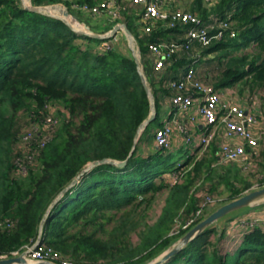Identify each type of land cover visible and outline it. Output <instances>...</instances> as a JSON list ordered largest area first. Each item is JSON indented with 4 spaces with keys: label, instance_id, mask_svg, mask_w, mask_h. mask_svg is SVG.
<instances>
[{
    "label": "trees",
    "instance_id": "obj_1",
    "mask_svg": "<svg viewBox=\"0 0 264 264\" xmlns=\"http://www.w3.org/2000/svg\"><path fill=\"white\" fill-rule=\"evenodd\" d=\"M99 1L31 0L35 6L63 3L79 20L74 4ZM191 10L205 22L213 14L229 16L237 34L231 37L226 30L224 38L209 45L196 43L189 52L180 49L161 70L154 68L148 44L181 43L185 31L160 22L144 33L139 7L127 5L122 11L155 96L156 120L162 95L170 100L173 94L165 80L176 78L198 53V60L212 53L220 62L227 60L215 80L209 79L207 71L197 73L216 88L240 81L252 89L264 88V0H220L211 7L195 0ZM105 40L79 33L50 13L28 9L22 0H0V253L11 255L31 246L48 213L43 242L61 252L63 259L73 264H145L191 227L170 234L176 221L185 222L198 210L201 198L192 187L203 174L209 190L225 186L224 202L251 187L238 166L221 162L215 141L200 158L192 155L179 162L169 147L152 146L154 120L135 145L141 124L151 114V99L134 55L117 45L101 49ZM49 101L64 103L69 118L45 146L33 145L36 152L30 161L20 145L26 127L21 128L18 118L25 111L29 113L25 126L42 121ZM143 140L148 149L141 146ZM104 158L128 161L125 165L108 161L87 169ZM20 161L27 167L26 174L19 172ZM174 171L186 174L185 179L170 183ZM162 191L168 195L160 216L144 224L145 217L134 209L150 204ZM101 218L116 220L110 232ZM132 231L139 236L137 244L130 240ZM163 264H264V227H212Z\"/></svg>",
    "mask_w": 264,
    "mask_h": 264
},
{
    "label": "built area",
    "instance_id": "obj_2",
    "mask_svg": "<svg viewBox=\"0 0 264 264\" xmlns=\"http://www.w3.org/2000/svg\"><path fill=\"white\" fill-rule=\"evenodd\" d=\"M180 0H101L93 5L88 3L80 5V8L92 15L107 13L114 21L120 19L123 9L127 5L139 7L140 24L144 33H150L160 22L168 27H182L185 31L184 41L150 42L148 44L151 55L154 59V68L161 70L165 67L175 52L182 49L189 52L196 43L209 45L213 39L225 37L226 30H230V36L235 37L237 32L232 29V22L229 16L220 17L211 15L210 21L205 22L201 16L191 10L178 7L175 2ZM220 0H203L208 6H214ZM216 29L215 33L212 30ZM110 43L101 44L100 48L105 50ZM195 60L187 69L171 80H165L166 86L173 91L170 102L174 109V115L167 117L162 126L155 129L154 139L158 147H170L172 136L175 131L183 135L186 144H192L199 148L198 154H203L204 150L215 140L220 126L226 130V135L219 144V156L221 162H235L241 166L254 163V159L260 154L261 140L264 137V121L261 122L260 115L256 109L248 110L239 102L227 98L214 84L209 83L198 76L196 63L201 58L198 53ZM60 110L56 101H49L45 104L44 118L40 122L32 121L20 136V145L27 151L30 161L34 159L36 143L38 147H43L49 142L56 129L69 118V111L65 113ZM199 117L203 120L205 130L201 133H194V127L198 125ZM41 123V124H38ZM19 172L27 173V167L23 162H19ZM180 180L178 173L169 175V182L176 183ZM201 202L198 210L187 219L182 227L173 229L172 234L179 233L182 229H187L196 221L206 215V209L217 203V199L207 192L200 195ZM182 222V221H181ZM262 225L264 227V217L249 218L239 217L231 222V226ZM29 249L28 257L38 260H51L58 264H73L68 259H63V255L52 246L40 243L36 247ZM15 251L12 254H19ZM11 254V255H12ZM10 256L7 253H0V258Z\"/></svg>",
    "mask_w": 264,
    "mask_h": 264
},
{
    "label": "water",
    "instance_id": "obj_3",
    "mask_svg": "<svg viewBox=\"0 0 264 264\" xmlns=\"http://www.w3.org/2000/svg\"><path fill=\"white\" fill-rule=\"evenodd\" d=\"M25 7L34 11L39 12H45L50 13L52 15H56L54 12L57 11L59 13V17L62 18L70 27H72L74 30H76L79 33L87 34L93 37L98 38H108V37H119L118 31L121 29H125V32L127 33V36L129 39L134 41V36L132 31L129 29L126 23L123 24H117L112 31H110L108 34H100L95 33L89 30V28L86 29H80L78 28L74 23L73 20H70L71 14L66 6L59 5V4H51V5H39L35 6L32 4L31 1H27L25 3ZM58 16V15H57ZM76 22V19H74ZM112 43V42H111ZM113 44V43H112ZM133 55L136 58L137 62L140 65L141 74L143 77L144 84L146 86V89L149 93L151 103H152V111L149 117L141 124L139 131L136 136L135 145L137 144L142 132L146 128L148 124L156 120L157 118V110L155 107V96L152 91V88L149 84L147 74L141 65V53L140 49H133ZM112 162L117 163L119 165H125L128 161H116L113 159L104 158L101 160L94 161L91 163L87 169L100 164L104 162ZM85 169L74 181L73 183H77L80 179V177L85 173L87 170ZM264 207V184L259 187H254L251 189H248L244 191L241 195L228 200L226 202H223L219 206L215 207L212 211L207 213L202 219H200L196 224L192 225L183 235L178 237L175 241H173L168 247H166L161 253H159L157 256L152 258L150 261H148L145 264H163L168 259H170L173 255L177 254L179 251H181L183 248H185L191 241H193L195 238H197L200 234L204 233L206 230L217 227L218 229L222 230L223 228L227 227L228 223L240 216L241 214H244L248 211L259 209ZM242 211V213H240ZM49 212V211H48ZM48 214V213H47ZM47 214L45 218L43 219L41 231L38 239L31 245L32 248L36 247L40 243L43 242V224L46 220ZM227 224V225H226ZM29 249L22 250L19 254H12L6 258H0V264H58L56 262H53L51 260H38V259H32L28 257Z\"/></svg>",
    "mask_w": 264,
    "mask_h": 264
},
{
    "label": "rangeland",
    "instance_id": "obj_4",
    "mask_svg": "<svg viewBox=\"0 0 264 264\" xmlns=\"http://www.w3.org/2000/svg\"><path fill=\"white\" fill-rule=\"evenodd\" d=\"M189 3H190V0H185L183 5H184V8L186 7L185 9L191 10L190 7H189ZM69 19L73 20V23L78 28L86 29L85 26L82 24L83 22L82 23L81 22L79 23L77 21L75 22L74 19L71 18V17ZM110 19H111V21H113L112 18H110ZM117 21H118V23H123L125 21V18L123 17V14H122L120 19H117ZM120 33H122V36H123V42H122L123 48L121 47L123 50L124 49L126 50V48H129L132 51V53H133V49H138L139 48L136 39H134V41L129 39V37L127 36V33L125 31H123V30ZM119 35H121V34H119ZM97 46H100V45H97ZM237 53H240V52H237ZM216 55H217L216 53H212L210 55L204 56V59H203L208 64V65L206 64V66L209 67V68H206L203 71L206 72V70H207L208 73H211V75L209 76V79H214V80L216 79V75L220 74V71H222V69L225 66V62L227 61L226 59H223L222 62H220L219 59L217 57H215ZM209 61H211V62H209ZM212 76H213V78H212ZM57 105L60 108V110L58 112H62V110H63L65 113H68V108L66 107V105L64 103L58 101ZM163 118H164V115L161 114V112H160V115H159L158 119L153 124V128H157L158 126L163 124ZM26 121H29V113H26L25 111L20 112V115H19V118H18V123L20 124L22 129L26 127L25 126L27 124ZM38 124H41V123H38ZM41 127H42V124H41ZM262 141L263 140H261V142ZM211 144L209 145V147H207L204 150L203 154H198L200 156H197L199 148L197 147L195 149V147H194L192 149V145H190V144H186V146H184L182 148H179V149H178L177 145H172V146L169 147L168 150L173 151L174 160H177L179 162H183V161H185V159H187V157H189V156L191 157L192 155H195L194 158H200L207 151H209V149L211 148L210 147ZM141 146H147L145 144V140L142 141ZM257 158H258V160L255 159L254 160V164L246 165L245 167L241 166L238 163H229V164L228 163H226V164L222 163V164L238 166V168L240 169V172H241L242 176L244 177V179H246V180L248 179V181H250L251 187L249 189H251V188H254V187L261 186L260 185L261 177L264 176V154H262V144L260 145V154H259V156ZM178 172L179 171H174V173H178ZM180 174H181L180 175L181 176L180 179L184 180L186 174H185V176H184V173L182 174V172ZM207 183L208 182L204 178V174H203V176H201L199 179L196 180V183L192 187V191L194 193H196V195L198 193L200 195L202 192L205 191V192L209 193L210 195H212L213 197H215L217 199V203L216 204L211 205V206L208 207L207 213H209L215 207L219 206L220 204H222L225 201V199H226V197L228 195V191L225 192V193H222L223 192L222 190L225 187L224 185H222V186H220V188L217 191L213 192V191L208 189V184ZM167 195H168V193L166 191H164V192L162 191V192L156 194L155 198L151 201L150 204H147L145 202V203H142V204L138 205L134 209L137 213H142L143 216L145 217V219H141V222H143L144 224L145 223L152 224V223H154L157 220V218L160 216V214L162 212V209H163V207L165 205V199H166ZM126 210H127V208H122V211H126ZM137 213L132 214V215L136 216ZM240 213H242V211ZM182 214H184V213H182ZM99 221L101 223L105 224V229H106L107 232H110V230L112 229V227L114 226V224L116 222V220H112L111 221V220H108L107 218H101ZM181 221L182 220H180V219L178 221H176L175 225H173V229L174 228L178 229V228L182 227L184 222H181ZM173 229L170 231V234H172ZM180 232L177 233V234H180ZM99 234L101 236H106V234L104 232H102V231H100ZM173 235H176V234H173ZM130 240L134 244H137L139 242V236L135 233V231H132L130 233Z\"/></svg>",
    "mask_w": 264,
    "mask_h": 264
},
{
    "label": "crops",
    "instance_id": "obj_5",
    "mask_svg": "<svg viewBox=\"0 0 264 264\" xmlns=\"http://www.w3.org/2000/svg\"><path fill=\"white\" fill-rule=\"evenodd\" d=\"M27 1H31V0H22L23 4H25ZM184 1L185 0H180L179 2H175V4L178 7L180 6V7L184 8V5H183ZM194 1L195 0H190V3H189L190 9H191L192 3ZM57 4L64 5L63 3H57ZM73 8H74V10L76 12H78L79 15H81V19L82 20H79L78 18H76V16L73 15L69 11L70 14H71V18L76 19V21L79 22V23L80 22L81 23L83 22L82 24L85 26L86 30L89 28V30H91L92 32H95V33L108 34L110 31L113 30V28L117 24L126 23V21H124L123 23H118V21H114V20L111 21V19H110L111 17L107 13H103V14L97 15V16L96 15H92L91 13H88V12L82 10L80 8V5L74 4L73 5ZM54 13L56 14L54 16L59 17V13L57 11H55ZM196 13H198V12H196ZM123 17H124V15H123ZM139 23H140V21H139ZM122 30L125 31V29H121L120 31H118V33L121 34L118 38L117 37H114V36L108 37V38H106V40L104 42H102V44L105 43V42H109L111 45H117L120 48L121 47L123 48V46H122L123 36H122V33H120ZM133 36L136 39L134 33H133ZM122 48H121V50L124 53H126L128 55L133 54L132 51L129 48H126V50L125 49L123 50ZM203 59L204 58H202L201 60H199L196 63V71H197L198 74L204 72L203 70H205L206 68H209V67L206 66L207 63ZM182 71H184V70H182ZM220 90L222 92H224V94H225V96L227 98H230L232 100H235V101L239 102L243 107H246L248 110L256 109L258 112L261 113V115H260L261 122L264 121V88L252 89L250 84L245 83L244 81H240V82L235 83L234 85L226 86L224 88H221ZM161 103H162L161 114L164 115V118H163V122H164V120L167 117L173 116L175 112H174V109H173V106H172L170 100H168L167 97H164L162 95ZM158 127H160V126H158ZM155 129H154V132H155ZM204 130H205V125L203 124V120L201 119V117H199L198 125L194 127L193 132L194 133H201ZM225 135H226V130L224 129V127L220 126L219 129H218L217 136H216V138H215L214 141L217 142L218 145H219L220 142H221V140L223 139V137ZM262 140H263L261 142V144H262V154H264V137H263ZM151 144H152L153 147H156L157 146L156 143H155V139L154 138H152ZM172 145H177L178 149L186 146V143L184 142L183 135H181L179 132H176L175 131L174 135L172 136ZM190 145H192V144H190ZM194 147H195V149L197 148L196 144L195 145H192V149ZM143 148L144 149H148L149 146H143ZM255 159L258 160V158H255ZM239 217H249V218H261V217H264V207L259 208V209H255V210L248 211V212H246L244 214H241L237 218H239ZM233 220H231L228 223L227 227L231 226V222ZM246 230H248V229H246ZM239 238L240 237H238L236 239V241Z\"/></svg>",
    "mask_w": 264,
    "mask_h": 264
}]
</instances>
